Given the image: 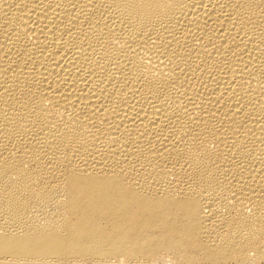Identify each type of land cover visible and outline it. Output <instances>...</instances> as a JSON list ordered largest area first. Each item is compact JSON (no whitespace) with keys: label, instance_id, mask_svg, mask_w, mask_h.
<instances>
[{"label":"bare ground","instance_id":"obj_1","mask_svg":"<svg viewBox=\"0 0 264 264\" xmlns=\"http://www.w3.org/2000/svg\"><path fill=\"white\" fill-rule=\"evenodd\" d=\"M0 264H264V0H0Z\"/></svg>","mask_w":264,"mask_h":264}]
</instances>
